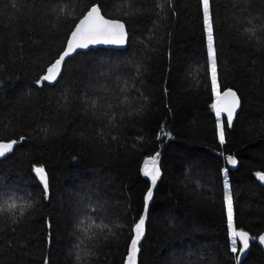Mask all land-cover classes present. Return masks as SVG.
Segmentation results:
<instances>
[{
  "label": "trees",
  "instance_id": "16d2710c",
  "mask_svg": "<svg viewBox=\"0 0 264 264\" xmlns=\"http://www.w3.org/2000/svg\"><path fill=\"white\" fill-rule=\"evenodd\" d=\"M93 4L126 24L128 48L81 52L55 86H37ZM211 10L221 92L242 100L224 145L200 0H0V142L25 138L0 161V264H125L151 187L144 161L160 151L139 264H236L229 155L236 227L264 233V0H212ZM162 125L171 136L157 140ZM34 166L47 173V200ZM240 264H264L257 241Z\"/></svg>",
  "mask_w": 264,
  "mask_h": 264
},
{
  "label": "snow or ice",
  "instance_id": "6c2138e0",
  "mask_svg": "<svg viewBox=\"0 0 264 264\" xmlns=\"http://www.w3.org/2000/svg\"><path fill=\"white\" fill-rule=\"evenodd\" d=\"M212 0H200L202 10L203 26L206 30L207 36V61L205 70L210 72V82L212 92L216 96V103L211 105L215 112L217 124V138L220 145L226 142L225 132L226 128L234 127V120L238 118L239 110L242 108V100L237 91L228 89L221 93L219 78H218V52L216 40L214 36V20L211 10ZM171 6V0H168ZM175 15V12L172 13ZM66 46L58 54L47 67L44 74L39 76L36 80V85L43 88L46 85H55L62 79V68L66 69L67 59L73 56L77 50L87 49L90 45L95 44H115L124 46L128 43V31L126 24L115 19H105L101 15V7L93 4L86 15L76 24L70 32L66 40ZM146 99V98H145ZM222 114H226L222 118ZM47 131V130H45ZM171 133L167 132L162 125L160 131L157 133V140L170 137ZM25 138L21 136L19 140L13 139L7 143H0V157L6 153L12 152L14 145L21 143ZM115 139V137H113ZM223 155V153H221ZM159 156L157 152L152 157L146 159L143 165V175L151 181V188L146 192L144 214H142L136 221L133 222L132 238L129 242V248L126 256V264H138V255L140 252V244L145 235L146 229V215L148 210V202L153 198L152 188H155L157 181L161 178V170L159 167ZM227 164L233 168L237 166L238 161L231 155L227 156ZM36 177L39 178L42 185L43 199L47 200L50 195V186L45 168L42 166H34ZM229 168L225 166L221 169V174L224 177L223 183V205L225 208L227 227L231 233L230 251L236 255V264H240V256L249 248L250 237L249 234L236 227V206L234 204L233 191L229 180L227 179ZM264 181V175L259 177ZM10 208L15 209L17 205L12 203ZM106 227V225H105ZM259 243L264 245V235L259 236ZM240 248H237V244ZM44 264H48V258H44Z\"/></svg>",
  "mask_w": 264,
  "mask_h": 264
},
{
  "label": "water",
  "instance_id": "95a60500",
  "mask_svg": "<svg viewBox=\"0 0 264 264\" xmlns=\"http://www.w3.org/2000/svg\"><path fill=\"white\" fill-rule=\"evenodd\" d=\"M98 6V5H97ZM86 15V14H85ZM101 15H103L104 16V14L102 13V10H101ZM83 18V17H82ZM81 18V19H82ZM104 18L105 19H110V18H107L106 16H104ZM80 19V20H81ZM79 20V21H80ZM79 21L76 23V24H78L79 23ZM119 21H121V20H119ZM121 22H123V21H121ZM126 29H127V27H126ZM129 39H130V37H129V33H128V43L126 44V45H124V46H121V45H115V44H95V45H90L87 49H80V50H77V52L76 53H74L73 54V56L72 57H70V58H66L67 59V61H69L70 59H73L76 55H78L79 53H85V52H88V51H90V50H92V49H94V50H97V49H99V48H106V49H111V50H116V51H124V50H126L127 48H128V44H129ZM63 71H64V68H62V74H63ZM60 80V79H59ZM56 85V84H55ZM55 85H49V86H55ZM221 93H223V92H221ZM240 111H241V109L239 110V113H240ZM239 113H238V115H239ZM224 116H226V114H222V117H224ZM236 122V120H234V123ZM0 143H7V142H0ZM15 146V145H14ZM10 153L11 152H9V153H6L3 157H0V161L1 160H3V159H5V158H7L9 155H10ZM160 153V156H159V163L161 162V159H162V151H160L159 152ZM232 157H234V156H232ZM227 158V157H226ZM235 158V157H234ZM236 159V158H235ZM237 160V159H236ZM226 161H227V159H226ZM238 161V160H237ZM228 165V164H227ZM228 168H229V170H231V171H235L236 169H238L239 168V161H238V163H237V166L235 167V168H233L231 165H228ZM161 170V169H160ZM143 171V170H142ZM261 175H264V173H262V174H260V175H258V180H259V182H260V184L264 187V181H261L260 179H259V177L261 176ZM163 177V172H162V170H161V178ZM38 178V177H37ZM161 178L157 181V185H156V187L155 188H152V192H153V196H154V192H155V190H156V188H157V186H158V182L161 180ZM39 179V178H38ZM149 182H150V184H151V181L148 179V178H146ZM40 181V180H39ZM41 183V182H40ZM151 188V187H150ZM153 199V198H152ZM151 202H152V200L151 201H149L148 202V210H147V215H146V229H145V235H144V237H143V239H142V241H141V244L144 242V240H145V238H146V234H147V226H148V216H149V209H150V206H151ZM143 214H144V212H143ZM261 235H264V233H262ZM260 235V236H261ZM250 237V236H249ZM259 238V237H258ZM251 241H257V243L259 244V246L263 249V252H264V245H261L260 243H259V239H257V240H254V239H252L251 237H250V241H249V243H251ZM141 244H140V246H141ZM241 246V245H240ZM250 247V246H249ZM248 251H249V248L240 256V259L241 260H244V258L246 257V255H247V253H248ZM140 254H141V249H140V252H139V255H138V264H139V257H140ZM126 264V263H125Z\"/></svg>",
  "mask_w": 264,
  "mask_h": 264
}]
</instances>
